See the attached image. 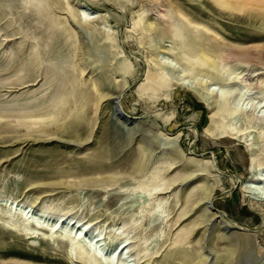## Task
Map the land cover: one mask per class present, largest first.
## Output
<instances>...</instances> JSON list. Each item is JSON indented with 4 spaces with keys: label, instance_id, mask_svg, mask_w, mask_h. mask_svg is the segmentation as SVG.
<instances>
[{
    "label": "rangeland",
    "instance_id": "obj_1",
    "mask_svg": "<svg viewBox=\"0 0 264 264\" xmlns=\"http://www.w3.org/2000/svg\"><path fill=\"white\" fill-rule=\"evenodd\" d=\"M236 1L252 7L0 0V264H182L193 253L212 264L230 240V264H264V199L241 187L264 171V0ZM170 3L198 26L183 48L160 29L188 27ZM80 5L93 22L75 29ZM216 48L247 53L243 88L196 84L206 79L182 55ZM201 178L211 202H199Z\"/></svg>",
    "mask_w": 264,
    "mask_h": 264
},
{
    "label": "bare ground",
    "instance_id": "obj_2",
    "mask_svg": "<svg viewBox=\"0 0 264 264\" xmlns=\"http://www.w3.org/2000/svg\"><path fill=\"white\" fill-rule=\"evenodd\" d=\"M61 1L62 0H55V4L58 7L62 6ZM249 1H252V0H248V2ZM219 2L221 3L222 8L230 9L233 11H241L242 7H246V8L252 7L250 5V2L247 4L244 3L241 5L236 0H235V2H231L229 0H219ZM26 4H28V3H26ZM26 6L28 7V11L30 10L29 12L33 11L32 9H30L31 7H33V5L28 4ZM76 8H77L76 14L79 17V20L77 22H73V23H71L69 21L70 24H72V26L75 29L77 28L76 25H78V27L79 26L82 27V22L83 23L86 22V24L88 23L87 25L91 26L92 24H90V23L93 22V18L90 17V13L85 12V7L80 5V6H77ZM160 8H164L163 4H161V3L159 4V9ZM256 8L263 9L264 7L261 6V7H256ZM157 12L160 16H163L164 23L168 24V19H170L169 16L167 18L164 15H162V13H161L162 10H161V12H159V11H157ZM166 13L169 14L170 16L179 15L182 18L181 21L186 23V25L188 26V27H186L183 24L180 25V23L179 24L177 23V24H171V25L168 24L167 28L160 27V29H162L164 35H166L169 38L174 40L175 46L183 48L185 46L184 39H186V37L188 35L192 36L193 34H191V32H193V29H195L198 26L193 25L192 22H190L187 19V17H185L182 14L181 8L178 5L174 6V4L170 3L169 6L166 8ZM38 15H39L38 16V19H39L38 26L45 29L46 35L51 40H54L56 38V36H58L57 34H59V33L61 34V30L54 28V26L49 27L47 25L48 22H47V19H45L44 14H42L40 12V13H38ZM95 25L92 27L88 26V28H89V31L95 33V35H96V32L98 30V28L96 29V27H98V26H95ZM216 49L219 50L218 48H216ZM209 50L210 49H208V51H205V50L199 51L198 55H196L192 58H188L187 56L182 55V57L185 60H187L189 63L192 64L193 69H191V70L193 72L197 71L199 76L206 79L205 81L200 80L196 84L199 87H202V89H207L208 92L214 91V89L216 87H219V88L221 87V88L228 89V90H232L234 88L242 87V86L244 87V85L240 84V82H237L238 80L242 79V78H240V76L243 75V69L238 64L243 62L245 59L248 58L247 53H245V54L241 53V52H235L234 53V52H230V51L227 52L226 50L223 52H221L220 50L219 51L215 50V51L209 52ZM45 53H47V52H45ZM43 56H44V53H43ZM194 65H195V67H194ZM194 74H195V76L197 75V73H194ZM195 76H193L192 74L191 75L187 74L186 77L183 79L193 80V78H195ZM119 97H120L119 94H117V96H115L111 99L110 102L112 103V105L114 104V101H118L120 99ZM216 97L218 98L217 95L214 96L213 98L216 99ZM257 104H258V107L264 108V98H262L259 101V103H257ZM114 107L119 108L117 103L114 104ZM114 113H115V108H114ZM248 118H252V117L249 115ZM261 120L264 121V117ZM144 164H145V162H144L143 157H140V155H138V157H136L133 160V162L131 163V168L134 171L139 172L144 167ZM196 169H194V170H196ZM129 170L127 169V172ZM188 170H190V169H187V170L183 169V171H188ZM259 171H252L251 170L249 177H248V180L243 182L241 187L245 188L246 190H249L250 189L249 187H251V185H255L254 190L255 191L260 190L259 195H260L261 199H264V171L262 172V174H260V176L257 174V172H259ZM189 172H191V171H189ZM131 175H133V174H131ZM201 180H202V183H200L199 195H198L199 200H200L199 202H202V201L203 202L205 201V203H208V201L211 202V198L214 194L215 187L208 185L205 178H201ZM256 185H258V186L256 187ZM252 190H253V188H252ZM257 195H258V193H257ZM73 239L74 238H72V240ZM69 244H71V243H69ZM236 246L237 245L233 240L226 241V249L225 250L223 249L224 251L222 250L223 253L221 252L219 255L217 254V256H215L212 264H230V263H232L234 261V255L236 253ZM87 256L93 260H99L97 258V256H95V253L90 254V252H87ZM181 262H182V264H208L207 258L203 257L202 254H200V253H193L192 255L185 254L181 258Z\"/></svg>",
    "mask_w": 264,
    "mask_h": 264
},
{
    "label": "water",
    "instance_id": "obj_3",
    "mask_svg": "<svg viewBox=\"0 0 264 264\" xmlns=\"http://www.w3.org/2000/svg\"><path fill=\"white\" fill-rule=\"evenodd\" d=\"M115 108V113L114 115L120 120L122 121L125 125H127L128 121L131 120V118H129L128 116H126L119 108Z\"/></svg>",
    "mask_w": 264,
    "mask_h": 264
}]
</instances>
